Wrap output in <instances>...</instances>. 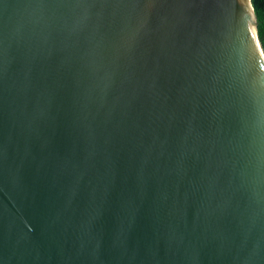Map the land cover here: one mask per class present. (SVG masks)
I'll return each instance as SVG.
<instances>
[{"label":"water","instance_id":"obj_1","mask_svg":"<svg viewBox=\"0 0 264 264\" xmlns=\"http://www.w3.org/2000/svg\"><path fill=\"white\" fill-rule=\"evenodd\" d=\"M252 0H0V264H264Z\"/></svg>","mask_w":264,"mask_h":264},{"label":"trees","instance_id":"obj_2","mask_svg":"<svg viewBox=\"0 0 264 264\" xmlns=\"http://www.w3.org/2000/svg\"><path fill=\"white\" fill-rule=\"evenodd\" d=\"M258 18L259 37L264 48V0H252Z\"/></svg>","mask_w":264,"mask_h":264}]
</instances>
